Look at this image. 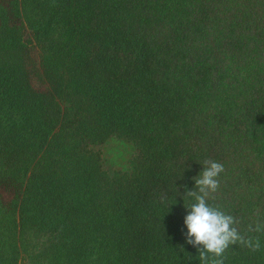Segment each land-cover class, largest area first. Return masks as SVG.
Wrapping results in <instances>:
<instances>
[{"label":"trees","instance_id":"1","mask_svg":"<svg viewBox=\"0 0 264 264\" xmlns=\"http://www.w3.org/2000/svg\"><path fill=\"white\" fill-rule=\"evenodd\" d=\"M208 160L260 243L224 264H264V0H0V264H202L183 196Z\"/></svg>","mask_w":264,"mask_h":264},{"label":"clouds","instance_id":"2","mask_svg":"<svg viewBox=\"0 0 264 264\" xmlns=\"http://www.w3.org/2000/svg\"><path fill=\"white\" fill-rule=\"evenodd\" d=\"M224 171L223 164L208 160L204 162L203 170L192 179L195 188L186 189L183 196L194 200L186 206L188 213L184 218L187 228L185 233L186 243L197 248L202 264H209L208 254L213 259L211 264H224V254L230 246L242 244L252 251H258L260 243L253 242L251 238L245 239L237 227L238 221L234 216L226 214L218 206L209 204L212 194L219 188V176ZM250 231H261V225L257 224Z\"/></svg>","mask_w":264,"mask_h":264},{"label":"rangeland","instance_id":"3","mask_svg":"<svg viewBox=\"0 0 264 264\" xmlns=\"http://www.w3.org/2000/svg\"><path fill=\"white\" fill-rule=\"evenodd\" d=\"M94 148L101 151L104 166L111 173L128 170L130 160L136 152L132 142L118 138H110Z\"/></svg>","mask_w":264,"mask_h":264}]
</instances>
